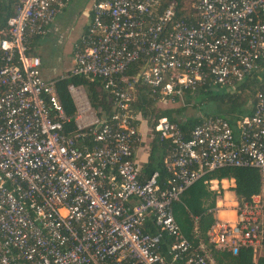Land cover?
<instances>
[{"label":"built area","instance_id":"2783aa9c","mask_svg":"<svg viewBox=\"0 0 264 264\" xmlns=\"http://www.w3.org/2000/svg\"><path fill=\"white\" fill-rule=\"evenodd\" d=\"M69 2L17 0L0 30V264H216L213 251L241 248L254 264L264 252V0H195L184 18L175 0H95L71 68L45 80L27 44ZM67 77L98 80L109 110L98 115L68 84L74 112L64 116L54 83ZM252 79L259 89L232 121L206 117L186 132L148 123L168 143L169 179L141 174L137 126L148 119L130 111L134 88L148 87L158 107ZM220 168L254 169L258 190L234 203L233 221L214 220L205 241L194 226L193 245L171 205Z\"/></svg>","mask_w":264,"mask_h":264},{"label":"trees","instance_id":"16d2710c","mask_svg":"<svg viewBox=\"0 0 264 264\" xmlns=\"http://www.w3.org/2000/svg\"><path fill=\"white\" fill-rule=\"evenodd\" d=\"M168 1L171 0H165V2ZM175 1L177 2V18H184L186 15L193 13L190 5L195 0ZM16 2L17 0H0V30L5 29V22L12 16L13 7ZM37 38L38 37H31L29 39L30 43L27 44V48L30 53L32 42ZM136 70L137 65L131 68L128 74H133ZM68 84L83 88L90 106L95 111L99 112L98 115H101V112H107L109 110L108 96L104 92L98 90V80L88 77H67L65 79L56 80L54 83V90L64 116L70 117L74 112L71 99L66 90ZM258 86L259 85L252 79L236 87L234 93L210 94L204 93L201 90L193 91V93L185 92L183 94V99L186 103L190 102L192 97L205 96L215 105L219 106L218 108H222L220 112L214 109L213 111L206 112L204 115H200V117H196L194 114L182 116V112L187 109L188 106H182L176 97H172V101L170 102L169 100L165 101L167 103L163 105V108H158L154 105L153 99L148 96V87L143 85L139 88H134L133 99L130 102V111L132 114L147 118L148 121L146 122L147 124L151 123V127L155 125L158 119H166L167 121L177 123L181 131L186 132L194 125L198 124L202 118L218 116L232 121L238 118L239 115L246 114L243 105L247 100L252 99L254 93L259 89ZM189 107L193 106L190 104ZM150 132L152 134V144L157 143L160 146L162 156L157 159L151 158L142 174L143 176H147L152 172H157L158 184L162 186L166 184L169 179V175L162 162L163 157L167 155L168 143L165 140H160L158 134L155 133L152 128H150ZM211 180H216L217 182L220 180H232L234 187L231 191L238 202L247 200L249 196L255 194L259 186L258 174L254 169L220 168L204 174L190 187L185 189L179 196L178 201L172 203L171 213L182 236L193 243V245L196 244V239L192 232L193 227L195 226L196 228L198 238L205 241V234L215 220L213 208L215 200L220 195L221 191L216 193L215 191L209 190L208 181ZM193 218H196L195 223ZM163 240L164 245L168 244L170 241L165 235L163 236ZM212 258L216 264H253L251 252L249 249L245 248L239 249L234 256L227 252L220 253L213 251ZM254 264H264V252L255 260Z\"/></svg>","mask_w":264,"mask_h":264},{"label":"crops","instance_id":"0c3cea01","mask_svg":"<svg viewBox=\"0 0 264 264\" xmlns=\"http://www.w3.org/2000/svg\"><path fill=\"white\" fill-rule=\"evenodd\" d=\"M95 0H88L86 1L83 6L78 10L74 8V3L75 0H70V2L66 5V7L57 15L61 16L65 11H71L73 12L72 14V19H73V24L71 25L69 31L70 33H74V38L70 40V50H69V55H70V63L68 66H65L63 68V71L61 74L64 72H67L71 66H72V49L74 44L79 43L80 38L82 37V34L84 33L86 29V25L90 19V9ZM81 2H78V5L80 6ZM56 16V17H57ZM59 17L49 25V27L46 29V33L42 37H38L33 43L35 44L39 38H43L47 36L50 32L56 33L57 30L56 28L53 29L55 26V23H58ZM69 38V36H68ZM33 44V45H34ZM31 53L35 56H37L40 60V72L42 71L41 67L43 64L42 57L38 54L35 53L34 50L30 49ZM41 77L45 80H52L57 78L58 76H43L41 73ZM138 133H139V141L136 145L135 151H134V156H135V161L137 162V165L139 167V170L142 174L145 166L149 163L151 158H159L162 156V150L160 146L157 143L152 144V134L150 132L149 125L147 122H141L138 123L137 126ZM165 157H163L164 161ZM162 161V162H163ZM143 175V174H142ZM209 190L215 191L218 193V186L221 188V193L220 195L216 198L215 200V205L213 208V216L215 220H220V221H233L234 219V212H233V206L234 203L237 202L233 192L231 189L234 187L233 181L232 180H220L219 182L215 180H211L209 182Z\"/></svg>","mask_w":264,"mask_h":264},{"label":"rangeland","instance_id":"374dc122","mask_svg":"<svg viewBox=\"0 0 264 264\" xmlns=\"http://www.w3.org/2000/svg\"><path fill=\"white\" fill-rule=\"evenodd\" d=\"M79 1L81 2L80 6L78 5ZM86 1L88 0H75V2H73L75 4V11L76 9L79 10ZM72 14L73 12L68 10L61 14L60 17L57 16L55 20L59 17L58 23H55V26L53 27V29L56 28L57 32H50L47 36L39 38L35 44L33 43L34 41L32 42L31 49L42 57L43 64L41 67V73L45 77L60 76L66 73L64 72L63 74H61L63 68L65 66H68L70 63V40H72L75 36L74 33H70L69 31L71 25L73 24ZM216 91H218V89H213L211 90V93ZM215 94L220 93L218 92ZM180 103L182 105H186L187 103H189L193 106H188L187 109L182 112V116L194 114L196 117H198L200 115H204L206 112H210L211 110L213 111L215 109L220 112V110L222 109L218 108L219 106L215 105L205 96L192 97L190 99V102L186 103V101L182 100L180 101ZM163 107V105L158 106V108ZM217 190L221 191V188L218 186Z\"/></svg>","mask_w":264,"mask_h":264}]
</instances>
